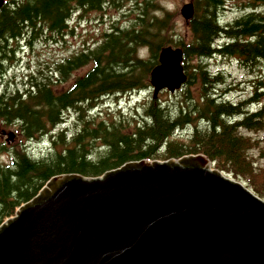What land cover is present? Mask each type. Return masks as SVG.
I'll return each instance as SVG.
<instances>
[{
	"label": "trees",
	"instance_id": "obj_1",
	"mask_svg": "<svg viewBox=\"0 0 264 264\" xmlns=\"http://www.w3.org/2000/svg\"><path fill=\"white\" fill-rule=\"evenodd\" d=\"M115 1L5 0L0 7V72L3 60L13 50L10 42L24 35L32 37L44 28L62 33L68 28L67 19L73 8L101 9L105 3ZM224 1L193 0L191 40L180 45L184 50L187 87L192 85L195 89L182 91L184 98L177 109L156 98L143 105L141 119L121 113L107 119L83 117V111L93 109L106 95L148 87V75L157 63L159 48L169 43L170 27L167 17L146 18L148 11L138 17L139 28L106 32L94 48L57 63L55 69L61 80L88 66L69 88L54 89V80L42 76L31 80L22 93H0V119L17 126L19 139L31 140L51 132L52 144L51 152L37 159L21 144L11 146V164L0 165V223L52 176H98L129 160L166 159L190 153H203L217 168L245 180L264 197V133L255 135L264 132V100L250 110L264 92L255 89L252 96L232 102L225 98V87L221 88L226 85V75L220 70L209 71L203 62L215 55L234 58L250 73L264 65V0H247L240 16L221 24L218 11ZM220 37L225 41L215 43ZM140 46L148 47L149 58L137 55ZM194 58L198 62L190 65L187 61ZM69 108L79 114V123L66 138L65 129L59 125ZM199 121L204 125L197 124ZM188 125L193 128L186 138L175 137L177 130Z\"/></svg>",
	"mask_w": 264,
	"mask_h": 264
},
{
	"label": "water",
	"instance_id": "obj_2",
	"mask_svg": "<svg viewBox=\"0 0 264 264\" xmlns=\"http://www.w3.org/2000/svg\"><path fill=\"white\" fill-rule=\"evenodd\" d=\"M182 58L161 49L154 95L185 81ZM210 164L192 154L55 175L0 226V264H264V200Z\"/></svg>",
	"mask_w": 264,
	"mask_h": 264
},
{
	"label": "rangeland",
	"instance_id": "obj_3",
	"mask_svg": "<svg viewBox=\"0 0 264 264\" xmlns=\"http://www.w3.org/2000/svg\"><path fill=\"white\" fill-rule=\"evenodd\" d=\"M147 1L153 4L147 5ZM188 1L190 0H116L114 3L105 5L101 10L75 9L65 32L57 34L37 33L35 37L29 36L23 40H18L17 44L12 43L11 48L13 50L8 53L9 57L3 60V69L0 72V93L23 89L25 82L32 74L40 76V72H42V74L55 79L56 76L49 74V71L53 70L56 62L82 49L94 47L101 40L102 33L113 30L116 26L118 28L139 27L141 21L138 16H142L143 12L148 11L145 16L148 19H151L153 15L161 18L167 17L170 24L167 30L168 40H171L172 45L180 42L186 43L190 41L191 35L187 21L180 14V8L183 3ZM247 2V0H225V5L218 11L220 21L222 23L232 21L243 13ZM139 54L148 57L147 48H141ZM203 61L208 64V70L211 72L221 70L227 75L226 85L222 87H225L224 93L232 101H237L253 93L255 87L260 86V82L264 86V65H260L259 70L255 69L254 73H250L249 69L247 70L237 61L222 56L216 55ZM188 62L193 65L198 60L194 58ZM189 68L188 71L190 72L192 67ZM82 71L83 69H80L72 73L71 77L66 80L55 81V85L59 89L69 87L73 78ZM263 86L258 90H264ZM185 88L190 91L195 89L194 86L189 85L188 87L182 86L174 93L162 91L159 93L158 100L177 109L182 105L181 100L184 98L182 91ZM151 96L152 87L119 96L108 95L100 100L97 107L93 109L92 115L97 114L99 118H105L107 114H113L118 110L126 113L133 112L135 106L140 108L145 105ZM258 105L254 103L252 106L256 108ZM78 115L73 110L65 113V124L70 128L65 132L66 137L78 125L76 122ZM138 117L140 119V116ZM198 123L201 126L204 125L202 121ZM14 126H6L0 122V146L3 147L0 150V164L11 163V153L4 146H11L15 142L4 141L8 138V132L13 131ZM192 128V125H188L185 129L178 130L175 137L186 138ZM262 134L261 132L258 135L262 136ZM48 139V137H44L29 141L26 147L28 152L37 157L47 153L50 146Z\"/></svg>",
	"mask_w": 264,
	"mask_h": 264
},
{
	"label": "bare ground",
	"instance_id": "obj_4",
	"mask_svg": "<svg viewBox=\"0 0 264 264\" xmlns=\"http://www.w3.org/2000/svg\"><path fill=\"white\" fill-rule=\"evenodd\" d=\"M146 75H147V74H146ZM20 90H22V91H23V90H24V87H23V89H20Z\"/></svg>",
	"mask_w": 264,
	"mask_h": 264
}]
</instances>
